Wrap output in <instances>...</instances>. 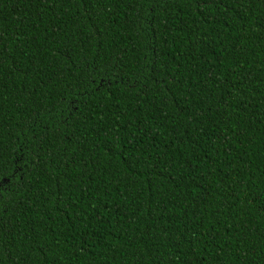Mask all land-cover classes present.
<instances>
[{"label":"trees","instance_id":"trees-1","mask_svg":"<svg viewBox=\"0 0 264 264\" xmlns=\"http://www.w3.org/2000/svg\"><path fill=\"white\" fill-rule=\"evenodd\" d=\"M0 264H264V0H0Z\"/></svg>","mask_w":264,"mask_h":264}]
</instances>
